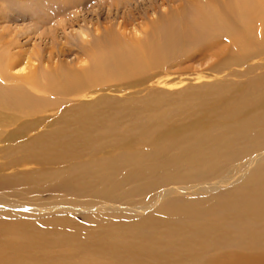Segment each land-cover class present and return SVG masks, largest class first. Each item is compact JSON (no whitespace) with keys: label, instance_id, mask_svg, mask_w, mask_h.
<instances>
[{"label":"rangeland","instance_id":"rangeland-1","mask_svg":"<svg viewBox=\"0 0 264 264\" xmlns=\"http://www.w3.org/2000/svg\"><path fill=\"white\" fill-rule=\"evenodd\" d=\"M162 1L148 0L144 4L136 0L125 7L124 0H0V29L14 31L13 39L22 45V51H38V58L24 56V61L32 60L33 67L22 75L30 74L34 67L51 71L57 65L80 72L89 61L74 46L79 41L77 26L87 30L83 44L86 49L95 36L102 38L111 26L112 43L117 38L126 46L127 57H145L151 22L178 14L173 8L187 3ZM140 5L146 9L144 20L136 15L141 10L134 11ZM147 5L152 6V11ZM76 6L83 10H76ZM129 9L136 21L125 29L117 27ZM75 13L79 17L76 25L66 30L67 34H75L74 41L70 35L65 39L53 27L60 20L65 24ZM51 37L57 38L53 45ZM131 47L140 52L131 53ZM221 53L194 61L178 58L163 68H158L159 62L157 69L150 71L153 64L148 69L144 64L131 69L122 82L97 87L99 92L92 96L82 97L93 93L92 88L66 98L48 96L55 101L53 110L29 118H39L36 131L26 136L18 131L2 145L8 147L4 155L11 156L0 155V163L15 166L0 172L1 180L18 175L19 170L27 173V179L19 176L10 183H0V203L5 207L17 201L28 207H53L67 195L70 201L65 204L74 211L61 205L50 212L40 211L42 215L0 208L5 212L0 213V228L12 231L13 242L30 243L35 253H27L28 258H35L30 263L23 259V253L19 254L20 250L2 248L0 264H76L74 260H79L77 264H135L129 248H124V260L122 255H113L105 248L100 251L89 247L94 251H88L78 247L84 238L95 240L103 232L106 243L114 249H123L119 237L127 240L128 233L138 241L144 247L141 255L145 260L139 258L137 264H264V204L249 200L237 204V198L249 191H264V170L257 164L250 166L257 153L255 144L264 136V97H256L258 92L254 91L255 98L250 102L238 98L246 88L264 79V53L258 52L240 66L227 63ZM8 116L9 113H0V117ZM196 121L200 122L195 126ZM94 126L112 129L91 134L89 130ZM227 127L233 128L232 135L222 137V132L209 139ZM35 135L39 137L37 142L24 152L18 151L20 144ZM64 141L66 152H61L59 143ZM200 142L211 146L200 149ZM238 152V161L226 160ZM151 153L156 155L154 161ZM193 163L202 169L200 178L191 180L187 178L192 175L188 167ZM79 167L88 169L77 173ZM189 186L208 189L198 195L182 192ZM169 187L180 190L159 198V193ZM216 195L233 203L231 213L224 218L212 213L214 220L197 217L191 227L182 222L189 216L178 218L164 208L170 200L192 201L191 205L207 211L215 206ZM140 207L144 213L134 214L133 210ZM242 208L246 217L237 220L234 214ZM144 218L146 222L141 225ZM134 224H138V234L132 228ZM171 231L177 233L174 239Z\"/></svg>","mask_w":264,"mask_h":264},{"label":"bare ground","instance_id":"bare-ground-1","mask_svg":"<svg viewBox=\"0 0 264 264\" xmlns=\"http://www.w3.org/2000/svg\"><path fill=\"white\" fill-rule=\"evenodd\" d=\"M80 1L81 0H76L75 3ZM131 1L135 2L136 0H124V6L126 7L130 5ZM141 1L146 4L148 0ZM164 1L166 2V0H163L162 4H164ZM186 2V4L180 3L173 8L174 11L177 9L179 12L178 14L174 13L173 15L166 16L165 18L161 17L158 22H151L150 36L145 40L147 48L145 57L138 55L127 57L125 52L126 46L120 44L117 41V38H115L114 42L112 43L114 34L112 28L109 29L111 26L105 30L102 38L95 36L88 49H86L83 44H86L84 38H87L88 36L87 30L82 28L81 25L77 26L78 28L75 27L77 28V32H75L79 35V41H77L74 46H77V48L81 49V53L86 58H88L89 61L86 69H83V71L80 72L69 70L63 65H57L58 68L55 67L51 71H44L45 69L40 70L34 67L33 72L27 75H22L21 73L25 72L28 68L33 67V65L30 64L32 60L29 61L27 59L33 55H35V57L33 56L34 58H38V51H22V45H18L13 39L15 32H12L9 30V28V31L4 28L0 29V113H9V116L6 118L0 117V155H4L8 149L6 145L2 146L3 143L9 137L13 136L14 133L22 131L24 136H26V134H29L36 129V123L39 121V118H29H33L38 114H46L45 112H50V110H53L51 107L55 106V101L49 100L48 96L66 98V96H73L90 88L94 89V92H88V95L85 96L84 94L82 97L92 96L99 92L98 90H95L97 87H100L107 82H122V80H124L123 77L129 76L132 73L131 69L136 70L138 67L143 66L144 64L147 69L150 67V63L151 65L153 64V67L148 69L150 71L151 69H157L156 64L158 65L159 62H161V64L158 68H163L171 62L173 63L178 58L183 57L194 61L197 58L207 59L208 57H216L222 52L221 55L226 57L225 61L227 63L239 65L240 63H245L247 60H251V58L256 57L258 52H260V54L264 53V0H187ZM75 8L76 10H83L78 6ZM147 8L152 11V6L150 7L147 5ZM135 10H141L136 14L139 19L144 20V18L147 17L146 9L141 5L137 6V8L135 7L134 11ZM77 18L79 17L75 13V17L72 19L70 18L71 20H68L65 24H63V20H60L57 23L56 28L53 27L54 31H61L65 39L68 38L67 35H70L73 38L71 39L74 40L75 34H72L71 32L67 34L66 30H68V27L73 29L72 24L77 21ZM83 18L85 19V17ZM120 18L121 19L119 22H117V27L122 29H125L130 25L132 26L134 20L136 21L133 10L130 11V9L128 10L127 15L124 14ZM67 23L69 25H67ZM43 31L45 30L43 29ZM52 31H48V33ZM55 32L53 34H55ZM155 38H157V41ZM55 39L51 37L52 42L49 41L51 45L55 44ZM99 40H101V42ZM66 44L68 43L66 42ZM129 50L131 53L140 52V49L137 47H131ZM157 52L159 53L158 58ZM244 54L248 59L244 58ZM25 55H28L26 59L27 61H24L25 59H23L25 58ZM14 73L19 74L17 75ZM219 90L220 88H218L217 91ZM92 91L93 90L90 92ZM254 91H256V94L258 92L256 97H264V79L257 86L246 88L244 93L242 92L238 98L250 102L249 100H253L255 98L252 96V92ZM38 94L45 95L47 98H39ZM82 121H85V119ZM197 122L199 123L200 121H196L195 126L198 124ZM110 129L112 128L110 127ZM110 129L94 126L89 131L92 134V132L96 133L99 131L109 132ZM230 129L233 128L227 127L225 130L222 129L221 131H218L216 136L210 137L209 139L218 137L222 132V137L232 135ZM37 136L38 135H35L33 138H30L26 142L20 144L18 146V151H26L31 143L34 144L33 142H37L39 140V137ZM59 144L60 151L66 152V141L60 142ZM210 146L211 145L209 142H200V149L208 148ZM255 146V151L257 153L254 155L250 166L252 167L257 164V167H259L261 170H264V164L261 163L264 161V136L258 140ZM239 153L240 152L230 156L226 160L236 158L234 161H238L241 157ZM4 156L10 157L11 155L8 154ZM155 159L156 155L151 153V161H154ZM54 162L52 163L53 165H55ZM5 163L3 161L0 163V172L9 170L10 168L12 169L13 166H15V164H10L7 166ZM15 163L17 164L19 161L16 159ZM82 165L85 166V164ZM87 169L79 167L76 169V171L77 173L85 172ZM188 169L191 171L192 175H188L187 178L191 180L200 178L201 174H198L202 169L200 165L193 163L189 165ZM18 173L19 174L15 176L4 177L3 180L0 178V183H10L14 181L15 177L19 176L23 179H27V176H24L27 173L21 174L20 170ZM252 179L255 180V177ZM200 186L201 185H199V187ZM182 189V192L189 194L196 193L198 195L201 194L202 190L208 189V186H202V189H193L190 186ZM179 190L180 188L178 187H169L160 192L158 197L160 198L171 193H178ZM68 191L74 193V190H71L70 188H68ZM64 197L65 198L60 203H56L54 206L52 205L53 207H28L27 205H22L17 201L15 204L13 203L14 205L6 203L8 205L10 204L9 207H5L4 203H0V208L11 210L17 209V211L18 209L25 211L29 210V212H32L33 214L39 212L38 214L42 215L40 211L44 213L50 212V209L52 208L60 209L61 205L66 207L70 212L74 211V209L66 206L65 204L67 200L70 201L68 196L65 195ZM215 198V206L207 211H200V208L197 209V206L191 205L192 201L173 202V200H170L168 201L169 203L164 206V208H168V211L172 212L171 215L178 218L180 216H189L186 220L182 219V222L186 226L191 227L195 224L197 217H201L203 220H214V215H212V213L217 214L219 218L227 217L231 213L233 203L229 201H223L222 198L217 195ZM18 200L20 201L22 199ZM246 200L256 204H264V191L258 192L256 194H252L249 191L244 197L237 198V204H240ZM72 206L74 207L73 204ZM182 207L189 208L186 211H183ZM75 210L80 211L83 209ZM29 212L27 214H30ZM0 213L4 214L5 212ZM133 213L143 214L144 210L141 207L135 208ZM234 217L237 220L245 218L246 215L243 213V208L238 214H234ZM145 222L146 218H144L143 222L140 224L144 225ZM28 225L31 224H25V227ZM137 225L138 224H134L132 226L136 233L138 230ZM30 229L33 230V227ZM103 234L104 232L95 240H91L89 237L84 238V240L78 243V247L87 248L88 251H94L89 247L100 251L105 248L108 249L113 255H122L124 260L126 255L124 248H129L130 253H134L131 259L132 262L134 261L135 264H137L139 258L145 260L144 256L141 255V251L144 250V247L138 241L134 240L129 233L127 240H122L119 237V241L121 242L123 249H114L109 247ZM11 235L12 231L0 228V238L3 237L2 240L4 241H0V249L15 248L16 250H20L18 252L19 254L23 253V259L31 263L35 258H28L27 253H33L35 256L34 251L31 250L33 246L30 247V243L27 244L13 242L14 240H12ZM176 236L177 233L171 231V239H174ZM141 242L145 244L143 240H141ZM104 255H106V253H104ZM262 258L264 260V254H262ZM72 263L77 264L79 263V260H74ZM192 264H194L193 261Z\"/></svg>","mask_w":264,"mask_h":264}]
</instances>
